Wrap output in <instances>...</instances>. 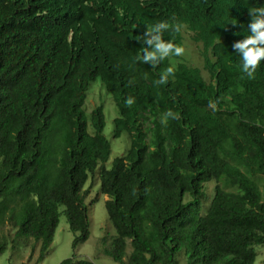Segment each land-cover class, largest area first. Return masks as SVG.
<instances>
[{"label":"trees","instance_id":"1","mask_svg":"<svg viewBox=\"0 0 264 264\" xmlns=\"http://www.w3.org/2000/svg\"><path fill=\"white\" fill-rule=\"evenodd\" d=\"M109 2L115 11H101ZM181 5L0 0V226L12 223L15 237L39 243V261L61 206L74 251L88 241L98 197L89 204L95 184L85 186L98 179L116 232L111 245L103 238L104 254L116 263L180 264L184 254L186 264H255L256 247L264 246V61L252 78L242 72L232 45L243 28L207 36L223 37L219 44L196 39L210 83L189 61L171 63L175 55L155 68L143 63L139 37L147 25L184 22ZM168 67L167 82L156 84ZM97 80L119 110L113 137L130 139L110 168L103 107L90 119L85 110ZM191 81L201 83L166 86ZM183 94L192 101L180 105ZM60 264L94 263L74 255Z\"/></svg>","mask_w":264,"mask_h":264},{"label":"clouds","instance_id":"2","mask_svg":"<svg viewBox=\"0 0 264 264\" xmlns=\"http://www.w3.org/2000/svg\"><path fill=\"white\" fill-rule=\"evenodd\" d=\"M131 1L139 9H141V6L150 5V0ZM177 3L181 5L178 0ZM107 5L108 3L102 5L101 11L105 9L115 11L112 3L108 9ZM181 6L187 14V19L184 22L174 18L170 21L165 20L147 25L143 35L139 37L146 45V47H143V55L139 59L143 63L150 62L152 67L155 68L165 58L175 55L171 57V63L182 64L189 61L191 65L202 69L204 82L210 83L211 79L208 71L205 70L206 64L202 56L204 45L201 41L197 42L196 39H210L219 44L224 40L223 37H220L222 40H219L218 37L213 39L207 36L216 32L221 36L231 30H242L244 28L246 32L244 38L235 42L232 48L233 52L239 57L242 72L247 77L252 78L261 61H264V0H235V4L230 0H186ZM118 13L124 15L121 8L118 9ZM193 15L194 19L191 22ZM248 18L249 21H247ZM131 19L135 24L141 23L140 12ZM169 28H171L172 33L168 38L171 40L165 41L166 38H163V33ZM186 40L195 46L191 60H188L185 55ZM175 57L176 59H174ZM173 71L172 67H168L155 83L165 84ZM196 82L199 81L180 82L176 86H166L168 89L180 91ZM192 99L191 95L183 94L179 97V103L180 105H186ZM127 103L131 105L133 100L129 98ZM86 112L90 113L87 110ZM172 115L171 112L166 113V116L170 117Z\"/></svg>","mask_w":264,"mask_h":264},{"label":"rangeland","instance_id":"3","mask_svg":"<svg viewBox=\"0 0 264 264\" xmlns=\"http://www.w3.org/2000/svg\"><path fill=\"white\" fill-rule=\"evenodd\" d=\"M184 50L188 60H191L195 46L186 40ZM97 85L101 89H97ZM96 106H103L104 110L106 121L104 135L112 146V152L108 162V167L110 168L113 160L128 149L130 139L126 133L120 138L115 139L113 137L114 121L119 116V110L101 80L93 82L87 91L85 110L90 112L87 113L89 119L91 117V111ZM94 180L92 181L90 179L85 186V191H87L92 183L95 184L88 194L90 196L88 200L89 204L98 197L90 210V237L88 241L74 251L72 245L74 233L69 229L66 216L63 213L64 207L61 206L60 223L56 230L49 254L43 261H39V243H36L33 239L15 237V226L12 223L0 226V247L3 245V250H0V264H60L63 260L72 258L74 255H76L77 259H87L94 264H118L104 254L105 246L102 243L103 238L108 237L110 242L107 243L110 244L116 232L108 219L105 207L107 198L100 192V181L98 179ZM213 186L211 183L208 188L212 190ZM256 252L257 259L255 264H264V246H257ZM180 264H186L184 254L180 256Z\"/></svg>","mask_w":264,"mask_h":264},{"label":"bare ground","instance_id":"4","mask_svg":"<svg viewBox=\"0 0 264 264\" xmlns=\"http://www.w3.org/2000/svg\"><path fill=\"white\" fill-rule=\"evenodd\" d=\"M110 4H111V2H109L108 3V5H107V9H108V7L110 6ZM112 7L115 9V7H114V5H112ZM72 18H74V17H72ZM120 20V19H119ZM164 34V33H163ZM86 40V39H85ZM139 48V47H138ZM187 52V51H186ZM131 55V54H130ZM135 55V54H134ZM135 57V56H134ZM136 59V58H135ZM174 59H176V57L174 58ZM174 59H173V62H174ZM119 98V97H118ZM178 114V113H177ZM185 115V114H184ZM198 135V134H197ZM196 136V135H195Z\"/></svg>","mask_w":264,"mask_h":264}]
</instances>
